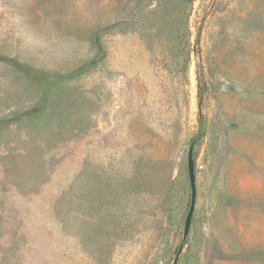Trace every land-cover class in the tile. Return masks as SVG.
<instances>
[{"label":"rangeland","instance_id":"1","mask_svg":"<svg viewBox=\"0 0 264 264\" xmlns=\"http://www.w3.org/2000/svg\"><path fill=\"white\" fill-rule=\"evenodd\" d=\"M176 259L264 264V0H0V264Z\"/></svg>","mask_w":264,"mask_h":264},{"label":"trees","instance_id":"2","mask_svg":"<svg viewBox=\"0 0 264 264\" xmlns=\"http://www.w3.org/2000/svg\"><path fill=\"white\" fill-rule=\"evenodd\" d=\"M14 67L17 72L21 73L24 76V78L29 84L34 85L35 87L41 90V92L45 96V101H42V105L46 104V100L48 99L49 89L60 86L69 80L76 79L85 71V69L80 68L66 74H62V73L44 74L41 71L27 64L18 63L17 65L15 64ZM203 94L204 91L200 88L201 98ZM34 110L35 109L25 111V113H22V115L26 116L28 114H31ZM199 126H200V134L202 136L204 133L205 120L201 113L199 116Z\"/></svg>","mask_w":264,"mask_h":264},{"label":"water","instance_id":"3","mask_svg":"<svg viewBox=\"0 0 264 264\" xmlns=\"http://www.w3.org/2000/svg\"><path fill=\"white\" fill-rule=\"evenodd\" d=\"M201 107V103H200ZM194 148H195V142L192 141L189 148V157H188V173H189V179H190V187L192 191V197L190 202V207L188 211V215L184 224V240L187 239L190 233L193 216L195 212V206H196V197H197V188H196V174H195V163H194ZM183 246H181L180 251H182ZM177 260L175 261V264H177Z\"/></svg>","mask_w":264,"mask_h":264}]
</instances>
